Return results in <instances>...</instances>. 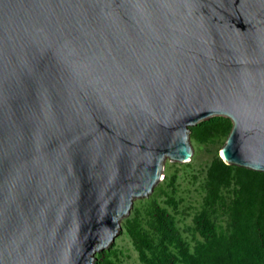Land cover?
<instances>
[{"label":"water","instance_id":"1","mask_svg":"<svg viewBox=\"0 0 264 264\" xmlns=\"http://www.w3.org/2000/svg\"><path fill=\"white\" fill-rule=\"evenodd\" d=\"M216 115L264 172V0H0V264H96Z\"/></svg>","mask_w":264,"mask_h":264},{"label":"rangeland","instance_id":"2","mask_svg":"<svg viewBox=\"0 0 264 264\" xmlns=\"http://www.w3.org/2000/svg\"><path fill=\"white\" fill-rule=\"evenodd\" d=\"M232 126L221 115L191 126L190 161L166 159L96 264H264V172L222 159Z\"/></svg>","mask_w":264,"mask_h":264}]
</instances>
